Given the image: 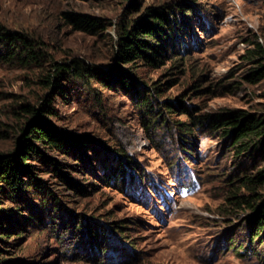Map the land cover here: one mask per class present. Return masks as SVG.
I'll return each instance as SVG.
<instances>
[{
  "label": "rangeland",
  "instance_id": "1",
  "mask_svg": "<svg viewBox=\"0 0 264 264\" xmlns=\"http://www.w3.org/2000/svg\"><path fill=\"white\" fill-rule=\"evenodd\" d=\"M160 1L0 0V24L41 40L49 61L40 66L0 63V154L15 148L26 116L21 107L37 109L46 96L53 115L45 114V120L78 144L66 156L47 154L62 163L58 170L31 162L47 191L29 187L14 198L0 195L5 228L0 229V245L8 250L0 258L12 264H264V259L237 255L242 248L226 249L229 237L244 242L238 226L242 217L217 210L227 180L250 159L235 157L214 135L200 138L185 157L172 133L145 128L131 92L118 84L109 89L93 84L90 91L71 85L63 94L45 84L52 61L76 57L103 69L113 65L114 26L124 11L133 3L134 17ZM191 1L196 16L184 37V60L161 59L157 67H139L137 82H159L162 97H182L199 113L264 111V78L253 84L242 80L253 65L243 58L251 42L264 44V0ZM63 11L98 18L103 29H74ZM115 168L119 172L109 177ZM79 186L84 192L75 189ZM77 220L99 226L100 242L75 232Z\"/></svg>",
  "mask_w": 264,
  "mask_h": 264
},
{
  "label": "trees",
  "instance_id": "2",
  "mask_svg": "<svg viewBox=\"0 0 264 264\" xmlns=\"http://www.w3.org/2000/svg\"><path fill=\"white\" fill-rule=\"evenodd\" d=\"M194 6L191 0H163L143 7L139 15L131 17L133 3H130L119 23L114 26L113 65L103 69L76 57L68 62L52 61V74L46 76L45 84L53 86L59 94L65 93L71 85L78 84L90 91L93 84L106 85V89L118 84L124 91L131 92L145 128L152 131L161 128L172 133L179 152L185 157L195 150L200 138L214 135L224 141L235 157L250 159L251 164L240 166L227 180L228 187L217 210L219 215L240 213L242 217L238 226L244 234V242L233 243V238L229 237L226 249L234 251L242 248L237 255L264 259V250H261L264 246V111L221 109L199 113L187 107L182 97H162L161 83L154 81L147 85L138 83L136 79L139 67H157L161 59L184 60L185 54L181 53V49L196 16ZM61 15L74 29L86 33L103 29L100 19L84 13L63 11ZM251 44L252 48L243 58L253 61V65L242 75V80L253 84L264 78V44L258 41ZM42 45L38 38L0 24V63L40 66L48 61ZM171 81L168 80L167 84ZM93 94V101L99 104V96ZM42 101L37 109L29 105L21 107L26 116L17 133L15 148L9 155L0 154V195L14 198L29 187L35 191H47L44 181L36 176V168L31 162L39 161L58 170L62 163L49 158L47 154L66 156L71 149L78 147L73 137L45 120V114L53 115V109L49 97H43ZM176 115H183L185 119H173ZM101 168L105 172L104 163ZM118 169L115 168L109 177H114ZM21 177H26V180L22 181ZM103 177L107 179L108 174L103 173ZM75 189L84 192L80 186ZM50 196L52 201L57 199L53 193ZM81 223V220H77L73 230L84 231V235L93 243L100 242L103 234L99 233L101 228ZM0 229H5L1 223ZM3 237L9 238L6 234ZM0 244H4L2 236ZM3 247L0 245V253L8 251ZM12 263L9 258H0V264Z\"/></svg>",
  "mask_w": 264,
  "mask_h": 264
}]
</instances>
